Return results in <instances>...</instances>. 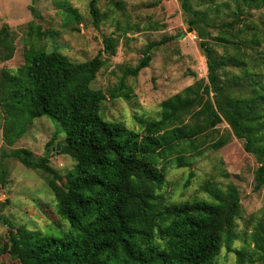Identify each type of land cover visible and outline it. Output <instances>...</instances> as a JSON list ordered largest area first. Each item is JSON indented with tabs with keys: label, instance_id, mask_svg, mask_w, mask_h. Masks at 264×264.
Returning <instances> with one entry per match:
<instances>
[{
	"label": "trees",
	"instance_id": "trees-1",
	"mask_svg": "<svg viewBox=\"0 0 264 264\" xmlns=\"http://www.w3.org/2000/svg\"><path fill=\"white\" fill-rule=\"evenodd\" d=\"M96 1H91L90 12L99 27L105 17ZM180 2L188 24L201 38L209 81L199 78L163 100L158 119L137 116L139 130L102 115L104 102L120 96L122 88L105 92L92 86L104 65L102 53L76 62L55 45L33 44L25 51L23 66L2 73L0 119L3 113L20 114L26 125L33 118H52L65 136L58 146L75 166L63 176L50 164L55 139L47 143L42 157L28 148L13 152L27 167L49 175L48 186L69 228L45 235L6 218L9 229L6 239L0 235V264L6 253L16 264H214L224 241L236 238L241 208L236 186L221 191L206 182L201 189L209 198L181 202L167 201L163 190L171 159L178 166L188 165L186 155L219 149L231 136L243 139L245 150L257 157L255 179L259 188L264 187V31L261 38L253 33L249 38L262 47L256 56L252 46L223 28L218 40L235 47V53L219 55L206 38L205 16L191 0ZM253 3L260 6L264 0L238 1L240 16L235 20L240 21L245 6ZM44 31L50 39L56 37L52 29ZM14 41L10 27L3 25L0 51L5 59L15 53ZM103 42L104 52L115 55L116 37L104 35ZM163 42H149L130 74L148 67ZM228 66L241 69V74ZM223 121L230 129L211 136ZM5 174L3 169V184ZM255 240L257 249L264 251V236L255 235ZM237 253L243 262L245 251Z\"/></svg>",
	"mask_w": 264,
	"mask_h": 264
},
{
	"label": "rangeland",
	"instance_id": "rangeland-1",
	"mask_svg": "<svg viewBox=\"0 0 264 264\" xmlns=\"http://www.w3.org/2000/svg\"><path fill=\"white\" fill-rule=\"evenodd\" d=\"M91 1L0 0V29L7 24L15 36L14 55L5 59L0 51V79L5 70L16 72L25 64V51L33 44L46 48L55 45L76 62L102 53L104 65L92 86L105 92L122 87L120 96L104 102L102 115L106 120L123 122L136 130L140 129L137 116L158 119L163 100L199 78L209 81L201 38L191 30L189 15L183 11L180 0H97L96 6L105 17L99 27L90 12ZM238 1L191 0L194 9L205 16L206 38L219 55L235 53V47L218 40L225 28L235 38H241L245 46H252L258 56L262 47L249 38L252 33L263 36L264 3L246 5L241 20L237 21ZM229 22L234 24L221 26ZM45 29L55 31L56 37H47ZM104 35L116 37L115 55L104 52ZM160 40L164 42L153 51L151 64L138 75H131L130 69L139 63L146 45ZM247 50L252 51L250 47ZM227 69L241 74V69L231 66ZM1 101L0 92V109ZM0 120V175L6 170L4 184L0 178V235L7 238L6 218L16 226L24 224L45 235H59L69 228V223L58 212L57 197L47 183L49 175L27 167L13 152L28 148L42 157L47 143L55 139L50 164L66 175L75 162L58 146L65 137L60 124L43 116L24 125L23 115L6 113ZM227 129L229 125L223 121L211 136L223 134ZM184 160L188 165L178 166L173 159L167 163L163 190L167 201L209 198V193L201 189L206 182L221 191L231 185L239 190L241 208L235 221L236 238L228 243L224 241L214 264H264V251L257 249L255 240V235L264 236V187L257 186L255 176L260 163L253 153L245 150L244 140L231 136L225 146L205 149L199 155L188 154ZM239 250L246 253L243 262L238 260ZM17 262L8 253L1 256V264Z\"/></svg>",
	"mask_w": 264,
	"mask_h": 264
},
{
	"label": "water",
	"instance_id": "water-1",
	"mask_svg": "<svg viewBox=\"0 0 264 264\" xmlns=\"http://www.w3.org/2000/svg\"><path fill=\"white\" fill-rule=\"evenodd\" d=\"M193 28H191V30H192Z\"/></svg>",
	"mask_w": 264,
	"mask_h": 264
}]
</instances>
